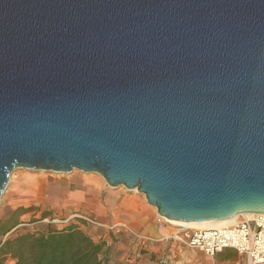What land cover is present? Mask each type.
Segmentation results:
<instances>
[{"label": "water", "instance_id": "obj_1", "mask_svg": "<svg viewBox=\"0 0 264 264\" xmlns=\"http://www.w3.org/2000/svg\"><path fill=\"white\" fill-rule=\"evenodd\" d=\"M18 168L264 214V0H0V199Z\"/></svg>", "mask_w": 264, "mask_h": 264}, {"label": "rangeland", "instance_id": "obj_2", "mask_svg": "<svg viewBox=\"0 0 264 264\" xmlns=\"http://www.w3.org/2000/svg\"><path fill=\"white\" fill-rule=\"evenodd\" d=\"M124 193L145 197L137 190H128L124 186L110 187L98 173H87L77 169L70 173H58L18 168L11 174L7 189L0 199V225L4 221L13 220L11 218L13 211L26 209L29 211L18 216L20 224L16 228L19 230L26 227L40 231L49 225L64 229L69 225H78L91 233L95 241H106L107 246H111L110 264H132L129 243L135 237L125 228L119 230L117 223H110L114 219L113 213H117V205L122 201ZM43 215L49 216L43 219ZM69 218L71 219L68 222H63ZM243 218L245 217L239 216L235 223ZM165 224L169 228L166 237L176 241L178 240L175 236L181 235L186 229L208 228L187 227L167 219ZM222 225L220 224L221 227ZM182 246L187 247L183 244ZM140 254L143 255V250ZM14 262L12 258H8L5 264Z\"/></svg>", "mask_w": 264, "mask_h": 264}, {"label": "trees", "instance_id": "obj_3", "mask_svg": "<svg viewBox=\"0 0 264 264\" xmlns=\"http://www.w3.org/2000/svg\"><path fill=\"white\" fill-rule=\"evenodd\" d=\"M27 211L17 209L11 214L12 221L1 223L0 264H5L8 258H12L14 264H110L111 246L108 247L106 241H95L91 233L78 225L64 229L49 225L40 231L26 227L19 230L16 228L20 224L18 216Z\"/></svg>", "mask_w": 264, "mask_h": 264}, {"label": "crops", "instance_id": "obj_4", "mask_svg": "<svg viewBox=\"0 0 264 264\" xmlns=\"http://www.w3.org/2000/svg\"><path fill=\"white\" fill-rule=\"evenodd\" d=\"M117 207L111 224H128L140 235L156 240L133 238L129 243L132 264H250L246 254L232 248L224 249L214 256H207L198 249L184 247L181 242L167 238L169 228L165 224L166 219L158 214L155 207L149 205L145 197L124 193ZM142 250L143 255L140 254Z\"/></svg>", "mask_w": 264, "mask_h": 264}, {"label": "built area", "instance_id": "obj_5", "mask_svg": "<svg viewBox=\"0 0 264 264\" xmlns=\"http://www.w3.org/2000/svg\"><path fill=\"white\" fill-rule=\"evenodd\" d=\"M70 219L63 222H68ZM117 226L119 230L125 228L140 240L156 241L153 237L140 235L128 225ZM175 239L209 256L232 248L246 254L250 264H264V214L243 218L229 226L186 229L181 235H176Z\"/></svg>", "mask_w": 264, "mask_h": 264}, {"label": "bare ground", "instance_id": "obj_6", "mask_svg": "<svg viewBox=\"0 0 264 264\" xmlns=\"http://www.w3.org/2000/svg\"><path fill=\"white\" fill-rule=\"evenodd\" d=\"M255 215H257V214L245 213V214L234 216V217L226 219V220L203 221V222H180V221H173V220H169V219H167V220H169L172 223L184 225V226H187V227H189V226H202V227L210 228V227H221L220 224H223L225 226H229L230 224L235 223L236 219L239 216H243L245 218H250V217H253Z\"/></svg>", "mask_w": 264, "mask_h": 264}]
</instances>
